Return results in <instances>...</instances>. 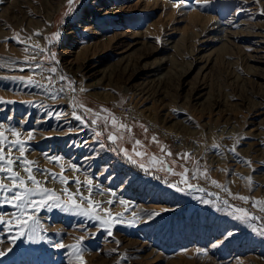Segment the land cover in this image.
Returning <instances> with one entry per match:
<instances>
[{"label":"rangeland","instance_id":"rangeland-1","mask_svg":"<svg viewBox=\"0 0 264 264\" xmlns=\"http://www.w3.org/2000/svg\"><path fill=\"white\" fill-rule=\"evenodd\" d=\"M112 2L124 4L113 18L97 13L95 0H0L4 153L13 129L23 158L47 170L36 178L61 197V207L32 213V240H13L18 209L0 192V217L12 221L0 224V264H79L71 247L56 246L78 241L86 264H264V0ZM128 30H145L142 43L124 42L115 54L114 33ZM17 33L23 43L12 39ZM144 65L155 75L139 74ZM12 158H21L18 149ZM14 168L27 181L19 160ZM65 188L78 203L91 188L94 215L120 222L105 230L63 211ZM237 208L249 218L237 219Z\"/></svg>","mask_w":264,"mask_h":264},{"label":"snow or ice","instance_id":"snow-or-ice-1","mask_svg":"<svg viewBox=\"0 0 264 264\" xmlns=\"http://www.w3.org/2000/svg\"><path fill=\"white\" fill-rule=\"evenodd\" d=\"M205 3L208 2V0H204ZM73 3V0H69V5H71ZM177 8L181 7L180 3H177L175 5ZM71 10V9H70ZM34 35H39V33H34ZM59 34H54V36H58ZM12 39H15L17 41V43H23L24 41L20 39L19 33H17L14 37H12ZM30 39V37H29ZM32 47V48H39L38 45H27L25 47V51H28V48ZM44 49H39V52H43ZM39 52L37 54H39ZM53 58H54V54H53ZM33 59H35V57H33ZM36 67H42L41 64H37ZM51 73H56L57 69L56 68H51L49 70ZM68 79L67 77L61 75L59 77V80L63 81ZM49 82H51L52 77L49 76L48 77ZM31 82V81H30ZM73 82L69 81V84H72ZM72 91H75L74 88L71 89ZM64 89L63 87L60 88V92H63ZM82 106V105H81ZM86 111H91V109H86ZM102 111H107V109H102ZM77 119H80V117L77 116ZM107 117L104 118L105 122L107 121ZM112 119V124L113 126L116 125L117 121L115 119V117H111ZM92 124H96L97 120L93 119L91 121ZM143 127V126H141ZM120 129H127L128 131H131V129H128L127 125L125 124H120L119 125ZM145 131H147V129H144ZM9 131H11L12 135L16 137L15 140L11 141L10 144L7 145L8 147V153L5 154L4 153V141L7 139L4 136L3 132H0V173H4L6 174L5 178L8 179L11 182V186L6 185L5 183H3L2 181H0V192L5 193L4 195V202L11 205V207L18 209V214H15L13 216V219L15 220L16 223V227L19 228V233L18 236H14L13 240L19 238L24 237L25 235H27L29 240L33 239V234L36 231V226L39 224V220L37 219V217L35 215H33L32 213L36 210L45 208V207H49V205L51 203H55V205L57 207H61V197L57 196L56 193L53 190H50L46 187H43L41 185V182L36 178V175H34V171L35 172H39L40 174H44L47 170H42L39 169V167L37 166L35 169H33L32 165L36 164L35 161H30L27 160L26 158H23L25 156V143L24 141L19 139L20 134L18 132H16L13 129H9ZM118 137L115 135H109L108 139L110 141H115ZM153 140L155 141V137H153ZM135 143L137 145L140 144L139 140H136ZM238 143V142H237ZM214 148H218V145H214ZM18 149L20 152V157L23 158H17V159H13L12 158V149ZM231 151H233V153H235V148L231 149ZM137 155H141V153L137 152ZM168 155H171V152L168 153ZM188 154H184V158H187ZM52 160H58L59 158L57 157H52ZM19 160V166L23 167V170L25 173H27V181L31 182V187L27 186V181L25 180V178L23 176L20 175V172L17 168H14V165H17V161ZM162 163V162H161ZM250 163V162H247ZM141 167H143V165H141ZM169 171H171V169H169ZM187 172L188 170L185 168L183 170V172L180 173V175L182 177H184V180L182 182L187 183ZM195 175V173L193 174ZM47 178H51L52 180H59L60 183L62 184H67L68 183V179L67 177H65L62 173L61 174H55V173H47ZM249 179V183H251V179ZM77 183H79V181H77ZM212 183L214 185H216L217 187H220V185L218 184L217 181L212 180ZM87 184L91 185L92 181L89 180L87 181ZM187 187L191 188L193 187V185L191 184H187ZM19 189V190H16ZM180 190V189H178ZM79 191V190H78ZM91 188L89 189V193L91 196ZM225 191H227V189H225ZM64 192L67 193L68 195V199L66 201H64V204L62 206V210L63 211H72L75 210L77 212V214L79 215H83L85 217H93L95 219H97L100 224L105 228V230H107L109 227H111L114 223H119L120 219L118 217H109L108 219L102 218L98 215H94L96 207H98V205H96L94 207V202L91 200L90 196L89 197H84L81 194L80 197V203H78L76 201V199L74 198L76 196L75 193H68L67 188L64 189ZM9 193H14L13 195H8ZM40 197L39 200H35L32 199V197ZM234 198H238L242 201L247 202L249 200V197L247 196H238V197H234ZM87 199L88 200V206L82 207L81 204L83 203V201ZM109 203H112L111 201H109ZM123 203V202H122ZM262 203L261 201H255L254 202V206L256 204H260ZM262 211H264V208L261 209ZM236 212L240 213L239 216H237V219H246L249 218L250 214L247 210H245L244 208H237ZM151 215H159V213H155V214H150V218ZM252 219H255L256 217H251ZM3 223H8L9 225L12 223L11 220L9 221H4V219L2 217H0V224ZM108 235H112L111 231L108 232ZM229 235H231V233H229ZM261 235H264V232L261 233ZM38 239H43V237H39ZM82 239V238H81ZM57 247L63 248V247H71L73 249V254L76 258V260L79 262V264H86V262L84 261V257H83V249L81 248V243L80 241L77 242V244L75 245H69L66 246L64 244H57ZM9 251H11V249H9ZM5 253L4 252H0V256H4Z\"/></svg>","mask_w":264,"mask_h":264},{"label":"bare ground","instance_id":"bare-ground-1","mask_svg":"<svg viewBox=\"0 0 264 264\" xmlns=\"http://www.w3.org/2000/svg\"><path fill=\"white\" fill-rule=\"evenodd\" d=\"M94 1V0H93ZM108 1V2H107ZM112 0H95V3H96V6H97V13H100L101 16H111V18H113L114 16H117L118 12L122 11V8H123V5H120V6H114L115 4L112 2L110 3ZM128 2V1H127ZM96 9V8H95ZM96 13V14H97ZM113 16V17H112ZM106 21V20H104ZM125 23V22H123ZM90 25V24H89ZM119 25V23H118ZM117 25V26H118ZM146 26V25H145ZM149 27V26H148ZM140 28V27H139ZM146 28V27H145ZM144 28V29H145ZM129 31V30H128ZM145 31V30H144ZM144 31H133V32H130L129 33L127 31H124V32H120V33H114L115 34V37H116V43L118 44V50H120L119 52L115 53V54H119V53H123V43L124 42H128V45L129 46H135V45H140L142 43V36L141 34H144L143 32ZM97 34V33H96ZM145 35V34H144ZM143 35V36H144ZM75 38V37H74ZM75 41V40H74ZM73 47L70 48V50H68L66 53H65V56L67 57L66 59L68 58H71L72 57V53H73ZM121 58V57H120ZM123 58V57H122ZM104 60H108L107 58L104 59ZM70 59L67 60V62H69ZM154 70L153 67H149V68H146L145 65L143 67H141L139 70H138V73L139 74H144L143 72H145V74L148 73H152L151 75H155L154 73ZM157 75V74H156ZM88 161V160H87ZM121 188V187H120Z\"/></svg>","mask_w":264,"mask_h":264}]
</instances>
